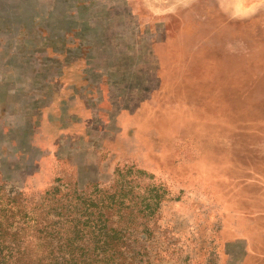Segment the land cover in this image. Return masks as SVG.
Returning <instances> with one entry per match:
<instances>
[{"label": "rangeland", "instance_id": "obj_1", "mask_svg": "<svg viewBox=\"0 0 264 264\" xmlns=\"http://www.w3.org/2000/svg\"><path fill=\"white\" fill-rule=\"evenodd\" d=\"M0 192L7 237L264 264V0H0Z\"/></svg>", "mask_w": 264, "mask_h": 264}, {"label": "trees", "instance_id": "obj_2", "mask_svg": "<svg viewBox=\"0 0 264 264\" xmlns=\"http://www.w3.org/2000/svg\"><path fill=\"white\" fill-rule=\"evenodd\" d=\"M16 208L18 209V214L15 213ZM17 215H20L24 223L35 219L32 214H29L27 207L18 202L16 196L6 199L4 194L0 192V264L124 263L126 257L122 251L127 241L125 242L122 233L120 234L121 228L109 227L105 220H100L102 216H98L100 218L98 221L94 220V222L88 218V221L84 224L94 235L92 244L94 243L95 245V251L91 255L88 252H83L84 247L88 248L89 245L86 246L82 241L79 243V237H72L71 235L65 238H58L57 240H53L54 237H50L52 234L44 236L39 234L33 238L22 239L5 236V230L14 221L9 222V219ZM43 229H47L44 231L49 233L48 226H43ZM59 251H63L60 254L61 256L57 254Z\"/></svg>", "mask_w": 264, "mask_h": 264}]
</instances>
